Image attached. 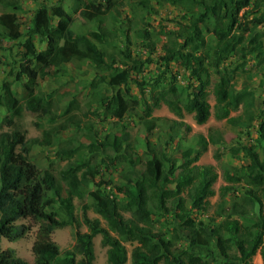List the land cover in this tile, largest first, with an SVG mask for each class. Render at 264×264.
Segmentation results:
<instances>
[{
	"label": "trees",
	"instance_id": "1",
	"mask_svg": "<svg viewBox=\"0 0 264 264\" xmlns=\"http://www.w3.org/2000/svg\"><path fill=\"white\" fill-rule=\"evenodd\" d=\"M156 1L161 6L166 3L182 5L184 12L177 21V29H169L171 43L164 45V52L158 57L162 69L149 86L153 93L157 89L153 107L164 102L178 117L183 118L187 112L193 114L198 124H204L212 115L208 87L215 76L218 85L215 117L226 119L230 125L242 124L247 131L253 124L257 126L256 143L240 141L229 148L233 155L242 153L245 158L240 167L229 166L224 171L225 180L232 184L223 187L222 197L237 189L231 218H224L214 228L203 219L196 220V214L206 212L208 198L215 194L213 183L218 173L212 165L193 163L209 144L223 141L220 131L209 132L207 136L201 134L196 146L181 154V163L160 154L147 140L142 172L135 169L139 154L129 152L130 144L124 145L125 134H121L123 137L116 134L113 139L108 134L102 141L85 144L90 153L98 152L102 156L97 163L93 158L77 155L83 144L76 145L73 137L67 140L69 144L62 145L63 131L73 128L77 134L84 127L79 110L88 97L82 100L75 91L61 105L54 92L43 90L44 81L48 77L64 76L68 63L77 67L89 64L96 73L88 86L97 89L105 84L110 89L108 93L97 91L98 106H94L111 118L124 120L136 106L131 103L137 100L130 88L133 73H142L155 60L157 44L148 37L152 26L148 16L156 11L154 0H138L136 4L144 11L141 20L146 27L135 30L134 34L141 40L143 51L149 53L147 57L134 54L131 48L130 25L134 15L125 26L110 28L105 25L108 14L115 15L112 9L118 4L116 0H75L72 11L96 25L88 32L74 30V16L64 6V0L52 5L42 1L26 30L18 16L22 4L5 0L10 10L0 14V50L8 49L2 45L8 40L20 45L21 52L18 65L11 67L14 77L0 81V105L6 108L7 124L13 127L12 131L0 132V264H29L14 249L1 247L2 238L16 241L30 231L31 224L18 223L20 219L40 223L32 247L34 264H96L93 238L98 233L103 235L102 242L108 246L107 264H126L129 251L125 243L133 241L138 244L131 250V264H210L209 257L216 255L226 259L223 264H254L253 257L259 250L264 257V103L257 108L255 90L248 86L236 89L234 70L223 67L232 56L241 60L243 66L251 59L256 70L264 75V0ZM259 27H263V31ZM118 34L124 41L123 48L113 41ZM38 43L45 44L44 48ZM110 48L117 51L110 52ZM116 54H120L121 60ZM5 61L4 53L0 52V68ZM173 62L183 65L190 84L180 87L178 75L171 69ZM21 80H25L22 94L14 88ZM164 80L168 83L161 86ZM138 85L144 93L143 82ZM153 107L147 110L148 115ZM237 110L239 114H231ZM24 111L35 117L34 125L41 131L40 136L27 138L18 128L14 118L21 117ZM155 120H143L148 131L155 127ZM176 123H184L189 129L185 122ZM35 144L58 146L56 157L67 160L59 178L49 168L41 170L31 160L30 150ZM105 149L112 150L106 157L111 163L119 164L123 172L115 187L110 181L96 182ZM219 157L216 154V158ZM242 182L246 185L244 183L241 188L235 185ZM91 183L96 187L90 191L91 204H88L84 202L83 188ZM171 183L173 187L168 186ZM120 194L131 210L129 218L120 211ZM75 198L82 205L79 218L90 231L77 230L74 247L62 254L52 233L57 227L78 221ZM169 198L176 203V210H182L174 213L182 227L162 230L156 228V220L170 213ZM247 200L255 202L258 211L252 212L246 207ZM225 203L222 200L220 207ZM89 208L107 222V227L102 225L100 218L89 217ZM180 228L188 232L184 246L176 245Z\"/></svg>",
	"mask_w": 264,
	"mask_h": 264
},
{
	"label": "rangeland",
	"instance_id": "2",
	"mask_svg": "<svg viewBox=\"0 0 264 264\" xmlns=\"http://www.w3.org/2000/svg\"><path fill=\"white\" fill-rule=\"evenodd\" d=\"M42 1H47L50 5H52V3L57 0H13V2L15 3L18 2L22 4V10L18 13V16L21 20L24 30H26L29 26L30 19L34 11ZM4 2L5 0H0V14L10 10V8L6 4H4ZM116 2H118L117 6L112 9V13H114L115 15H113V17L112 15L108 14L105 25L110 28L112 26L114 27L119 25L125 26L124 24L128 23L129 18L134 15V22L130 25L132 28L131 38L133 42L131 44V48L134 54L139 53L144 57H147L149 53L147 51H143L140 44L141 40L137 39L134 34L135 30L146 27L145 22L141 20V13H144V11L143 9L139 8V6H136L138 0H116ZM156 2L157 1L154 0L156 11H154L152 15L148 16L152 24V26L150 27L151 35L148 37L149 39L152 38L153 41L157 44L155 54L154 56L152 55L155 60L148 66H146L142 73H133L134 80L131 79L130 88L132 96H135L139 103L137 100H131L132 105L135 104L136 106L134 107V110L128 113V117H126L122 121H118L95 107L96 105L98 106V103L96 102V100L98 99L97 91L104 90L108 93L110 89L105 84H101L97 89H93L88 86L90 81L95 77L96 73V69L89 64H84L81 67H77L74 64L70 63V65L68 66L70 73L68 75L57 78L58 81H56L55 78L48 77L42 88L43 90H46L48 92H54L57 102H59L61 105L65 104V102L71 97L74 91H78V95L80 98L82 97V100L83 98L88 97V99L82 101L81 109L79 110V114L81 116L84 127H82L77 134H75L76 131L73 128L63 131L61 133V140L62 145L64 146L69 144L67 143V140L70 137H73L72 142H74L76 145L82 143L83 146L78 149L77 155H83L93 158L94 163L99 162L102 156L98 155V152H96V154L90 153L89 147L85 144H89L93 140L102 141L108 134L111 135L112 139L114 138V136H116V134L120 137L124 136L121 134L126 135L125 137L127 141L124 142V145L130 144L129 152H137L139 154L140 159L135 169H137L138 172H142L147 157V151L144 150L147 140L151 143L153 148L158 149L159 146H163V149L167 152L170 149V157L176 158L178 163L180 162L179 160L181 159V154L185 153V151L190 147L196 146L198 138L201 134L208 135L209 132L217 133L220 131L222 133L221 135H223V141L215 144L212 143L206 150H202L201 154L203 156H201L200 161L196 162L200 166L212 165L218 173V178L213 183L215 194L208 198L209 203L207 204L206 212L196 214V220L203 219L206 223L211 225V228H214L215 225L222 222L224 218H231L230 214L233 202L237 199L235 194L237 189L231 190V192L229 191L224 198L221 195L223 187L225 185L232 184L225 180L224 171L229 168V166L240 167L245 161L242 153L233 155L229 151V148L232 144L236 145L240 141L256 143V139L258 137L257 126L253 124L247 131L246 129H243V127L245 126H243L242 124L230 125L226 123V119H217L215 117V91L218 86L216 85L215 76L211 85L208 87V100L211 103L212 115L209 117L206 123L198 124L193 118V114L187 112L184 113L183 118H180L175 115L170 109H168V106L164 102L160 103V106L157 108L153 107L157 89H155L153 93L151 89H149V86L162 69L160 68L159 62H157L159 61L158 57L163 54L164 45H169L171 43V34L169 33V29H177V21L184 12V8H182V5L176 6L172 3H166L161 6ZM74 4L75 0H64V6L74 16V30H76L77 32H88L91 29L96 28V25L93 22L84 19L79 12L72 11V7ZM133 10H135V12ZM121 22H123V24ZM259 28L263 31V27ZM117 33H120V30H118ZM120 38L121 37L118 34V38H113V41L119 42L121 48H123L124 41H122ZM2 45L4 47H7L8 49L0 50V52L4 53L6 57L5 64L0 68V81H3L4 78H8L11 80V78L14 77L13 74L10 73L12 70L11 67L17 66L19 62L18 60L20 58L21 52L20 45H18L16 42H11L8 40H5ZM38 46L40 48L42 47L39 43ZM109 50L110 52L117 51L113 48H110ZM116 55L119 56L118 58L119 60H121L120 58L122 57L120 56V54ZM241 62V60L237 59L235 56H232L225 63H223V67L228 66L234 70L233 74L235 75L234 82H236V89H241L245 86H248L255 90L256 107L261 108L264 103V75L262 74V72L256 70L255 65H253V60L248 59L247 63L244 66L240 65ZM171 69L174 74L178 75L180 87L181 85L183 86L190 84V81H188L187 78L188 73L183 65L181 66L179 63L173 62L171 64ZM138 82H143V87H145L144 93L141 92L142 87L138 85ZM167 83L168 81L164 80L161 86H163V84L167 85ZM14 85V87L17 88L16 90L18 92L20 91L19 93L22 94L23 90L20 86H18V83H15ZM151 107H153L152 113L148 115L146 112ZM153 112L157 117L153 115ZM239 112L240 110H237L233 111L231 114L237 115L239 114ZM7 116L8 112L6 108L0 105V132L12 131L13 129V127L7 124ZM141 117H143L142 120L140 119ZM152 118L156 119V125L152 130L148 131L145 128V121L143 120H151ZM34 120L35 117H33L27 111H24L21 117L14 118V121L17 124L18 128L26 133L27 138L41 135V131L38 130L34 125ZM177 121L185 122V124L189 126V129H187L184 123L177 124ZM57 149L58 146L35 144L30 150V158L34 163L37 164V166L41 170L49 168L59 178L60 171L66 166L67 160L56 157ZM159 151L160 150L158 149V152ZM110 152H112V150H110ZM110 152L108 149H105V158L101 163L100 172L97 175L96 182L110 181V183L114 186L120 182L121 174L123 172L121 171L119 164L116 165L115 162L111 163L109 161V158L106 157V154H109ZM216 154H219L220 157L216 158ZM244 183L245 182L236 183L235 185L238 188H241L242 186H244ZM168 186L173 187L174 184L171 183ZM94 187H96L95 183H91L89 186L83 188L85 191V203L91 204L89 194L90 191L94 189ZM108 187L107 190H110ZM119 196L120 211L126 218H129L131 216V210L125 200L121 197V194ZM182 196H186V191L182 193ZM171 200L172 198H169L167 200V205L171 209L170 213L156 220V228L166 230L167 227H169L170 229L174 227H182L178 225L179 220L174 216V213L181 212L182 210H176L175 208L177 205ZM222 200H225L226 203L223 207H220ZM74 202L76 204V214L78 217V221L73 224L57 227L52 233V238L60 246L62 254H64L68 250H72V248L74 247L76 241L75 234L77 230L90 231L87 225L82 223V218H79L82 215L81 203L78 202L77 198H75ZM246 205V207L250 208L252 212L258 211V205L255 202L247 200ZM186 207H190V203L188 200H186ZM219 211L221 212V214H219ZM87 213L91 218H100L102 225L107 227V222L102 219L99 214L95 213L92 208H89ZM18 223L31 224L30 231L27 232L25 236L17 239L16 241H10L7 238H2L1 247L3 250L8 248L14 249L15 253L18 256L25 259L29 264H34L35 257L32 247L34 241L36 240V233L38 231L40 223L31 219H20L18 220ZM208 230L210 231V229ZM180 234V239L176 240L178 241L176 245L184 246L187 242L186 236H188V232H184L180 228ZM102 239L103 235L101 233L96 234L93 238L95 250L94 261L96 264H107L108 246L103 244ZM125 244L129 251V260L126 264H131L130 253L132 248L138 243L137 241H133L126 242ZM76 257L79 258L80 255H77ZM209 258L210 264H223L226 260L223 256L220 255L210 256ZM253 263L264 264V257L261 250H259L258 253L253 257ZM161 264L165 263L162 262Z\"/></svg>",
	"mask_w": 264,
	"mask_h": 264
},
{
	"label": "crops",
	"instance_id": "3",
	"mask_svg": "<svg viewBox=\"0 0 264 264\" xmlns=\"http://www.w3.org/2000/svg\"><path fill=\"white\" fill-rule=\"evenodd\" d=\"M37 45H38V44H37ZM41 46H42L41 48H44L45 44H42V43H41ZM20 49H21V47H20ZM69 65H70V63H68V64L66 65V67H67V74H65V76L68 75V74L70 73V72H69V69H68V66H69ZM3 78H4V77H3ZM49 78H50V77H49ZM4 79H5V78H4ZM4 79H3V80H4ZM55 79H56V81H58L57 78H55ZM46 81H47V79L44 81V83H45ZM24 82H25V80H21V82L19 81V83H18V86H20V87L22 88V90H23V83H24ZM44 83H43V84H44ZM14 86H15V85H14ZM14 88H15V87H14ZM15 89H17V88H15ZM19 92H20V91H19ZM23 92H24V91H23ZM23 92H22V93H23ZM73 93H75V91H74ZM163 106H164V105H163ZM161 108H162V107H161ZM168 109H169V108H168ZM153 115H154L155 117H157V116L154 114V112H153ZM172 118H173V117H172ZM174 119H176V118H174ZM202 135L207 136L206 134H202ZM211 144H212V143H211ZM209 146H210V144L208 145V147H209ZM198 148H199V147H198ZM158 149L160 150V151H159L160 154H165V155L168 156V157L170 156V155H169V154H170V153H169V152H170V149L168 150V152H167L166 150L163 149V146H159ZM144 150L147 151L148 148L145 147ZM166 152H167V153H166ZM205 152H206V151H205ZM201 156H203V155L201 154V155L199 156V159H198L197 161H200V160H201ZM197 161H196V162H197ZM196 162H194L193 164H197ZM179 163H180V162H179Z\"/></svg>",
	"mask_w": 264,
	"mask_h": 264
},
{
	"label": "clouds",
	"instance_id": "4",
	"mask_svg": "<svg viewBox=\"0 0 264 264\" xmlns=\"http://www.w3.org/2000/svg\"><path fill=\"white\" fill-rule=\"evenodd\" d=\"M32 18V17H31Z\"/></svg>",
	"mask_w": 264,
	"mask_h": 264
}]
</instances>
